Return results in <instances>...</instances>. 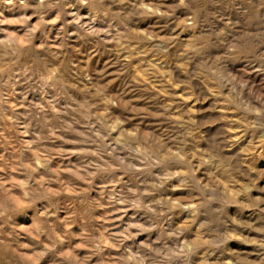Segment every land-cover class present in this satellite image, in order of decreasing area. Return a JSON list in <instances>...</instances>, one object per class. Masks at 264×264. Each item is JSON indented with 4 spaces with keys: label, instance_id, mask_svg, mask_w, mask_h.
Returning <instances> with one entry per match:
<instances>
[{
    "label": "rangeland",
    "instance_id": "1",
    "mask_svg": "<svg viewBox=\"0 0 264 264\" xmlns=\"http://www.w3.org/2000/svg\"><path fill=\"white\" fill-rule=\"evenodd\" d=\"M262 21L264 0H0V264H264V45L222 42Z\"/></svg>",
    "mask_w": 264,
    "mask_h": 264
},
{
    "label": "clouds",
    "instance_id": "2",
    "mask_svg": "<svg viewBox=\"0 0 264 264\" xmlns=\"http://www.w3.org/2000/svg\"><path fill=\"white\" fill-rule=\"evenodd\" d=\"M8 2L10 3L11 0H8ZM180 3L184 4L185 0H180ZM261 26L264 27V21L261 22ZM250 39H255L256 41H258L259 45H264V31H257L251 38L249 36H239L231 41H228L227 36L225 35L223 37L222 42H226L225 46L232 49L234 53L240 54L247 49L250 43ZM211 75L212 78H215L217 73L213 71ZM208 243H211V241H208ZM181 254L182 253H177L175 255H181ZM171 259H172L171 256H165L161 252H155L154 256L142 257L140 259V264H145V261H147V264H168V261Z\"/></svg>",
    "mask_w": 264,
    "mask_h": 264
},
{
    "label": "bare ground",
    "instance_id": "3",
    "mask_svg": "<svg viewBox=\"0 0 264 264\" xmlns=\"http://www.w3.org/2000/svg\"><path fill=\"white\" fill-rule=\"evenodd\" d=\"M153 8V7H152ZM114 90V89H113Z\"/></svg>",
    "mask_w": 264,
    "mask_h": 264
}]
</instances>
